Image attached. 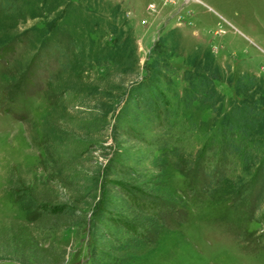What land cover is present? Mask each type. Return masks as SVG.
I'll return each instance as SVG.
<instances>
[{
    "label": "rangeland",
    "instance_id": "rangeland-1",
    "mask_svg": "<svg viewBox=\"0 0 264 264\" xmlns=\"http://www.w3.org/2000/svg\"><path fill=\"white\" fill-rule=\"evenodd\" d=\"M148 3L0 0V264H264L250 189L264 167V0ZM142 82L167 96L174 129L138 172L176 213L133 243L102 223L104 167L151 153L114 130L143 127L128 107ZM54 205L76 216L43 212Z\"/></svg>",
    "mask_w": 264,
    "mask_h": 264
},
{
    "label": "trees",
    "instance_id": "trees-1",
    "mask_svg": "<svg viewBox=\"0 0 264 264\" xmlns=\"http://www.w3.org/2000/svg\"><path fill=\"white\" fill-rule=\"evenodd\" d=\"M169 68L167 67V69ZM217 76L219 77V75L212 73L214 79H218ZM138 86L139 90L135 94L129 95L128 107H131L129 109L130 116L143 127H129L121 130L119 125L114 129L119 137L116 141L130 144V140H132L140 144L138 145L139 147L146 148L151 153L142 155L137 152L138 147L136 148V146L129 148L130 151L127 153L122 151L120 156H123V160L134 162L137 168L131 167L125 162H120L114 157L110 159L108 165L104 167V175L108 179L106 184L108 197L104 203V210L107 215L102 213L103 224H110L118 230H123L124 233L132 237L133 243L137 240L148 241L147 236L150 230L147 225L150 227L155 223L165 224L167 218L172 217L176 213L173 205L162 197V193L155 190L156 184L154 180L150 179L148 175L138 172L140 166L151 159L153 156L152 151H155V148L168 149L172 146V140L169 136L174 129V125L171 123L174 113L170 108L166 95L155 88L148 87L145 82L139 83ZM198 100V95L192 96L188 106ZM254 113L252 111L247 114L253 115ZM146 129L149 130L151 137L143 133V130ZM248 132L246 131V133ZM243 145L244 141L241 145L231 142L228 148L234 155L241 156ZM207 173L210 175L208 178V189L218 187L221 181L225 179L224 170L218 167L208 170ZM262 174L258 181L250 186V189L254 190L253 199L257 206L264 201V167ZM43 212L53 217L76 216V211L67 205L45 207ZM105 227L104 230H106ZM105 239L106 237L102 234L96 237L94 241L99 247V244H102Z\"/></svg>",
    "mask_w": 264,
    "mask_h": 264
},
{
    "label": "crops",
    "instance_id": "crops-1",
    "mask_svg": "<svg viewBox=\"0 0 264 264\" xmlns=\"http://www.w3.org/2000/svg\"><path fill=\"white\" fill-rule=\"evenodd\" d=\"M121 1H122L123 4H124V2L130 3V4H134V3H137L138 0H121ZM145 1H147V0H142V2H145ZM151 3H153L155 5V9L154 10H157L159 5L156 3V0H150V3H148V4H151Z\"/></svg>",
    "mask_w": 264,
    "mask_h": 264
},
{
    "label": "built area",
    "instance_id": "built-area-1",
    "mask_svg": "<svg viewBox=\"0 0 264 264\" xmlns=\"http://www.w3.org/2000/svg\"><path fill=\"white\" fill-rule=\"evenodd\" d=\"M160 1H162L164 4H171V3H176L178 0H160ZM190 1H192V0H183L184 4H187ZM150 8L152 10H154L155 9V5L154 4H151L150 5Z\"/></svg>",
    "mask_w": 264,
    "mask_h": 264
}]
</instances>
